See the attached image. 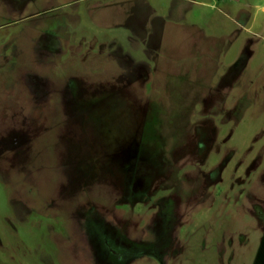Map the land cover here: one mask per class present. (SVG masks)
Listing matches in <instances>:
<instances>
[{"label":"rangeland","instance_id":"1","mask_svg":"<svg viewBox=\"0 0 264 264\" xmlns=\"http://www.w3.org/2000/svg\"><path fill=\"white\" fill-rule=\"evenodd\" d=\"M0 264H264V0H0Z\"/></svg>","mask_w":264,"mask_h":264}]
</instances>
